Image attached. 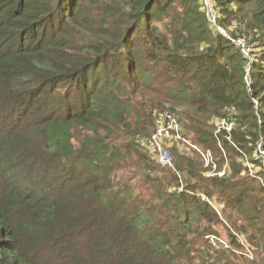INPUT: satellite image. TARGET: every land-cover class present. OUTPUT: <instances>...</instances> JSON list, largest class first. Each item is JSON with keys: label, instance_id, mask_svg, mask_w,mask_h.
<instances>
[{"label": "trees", "instance_id": "16d2710c", "mask_svg": "<svg viewBox=\"0 0 264 264\" xmlns=\"http://www.w3.org/2000/svg\"><path fill=\"white\" fill-rule=\"evenodd\" d=\"M210 1L0 0V264H264V0ZM166 111L226 176L151 160Z\"/></svg>", "mask_w": 264, "mask_h": 264}, {"label": "rangeland", "instance_id": "374dc122", "mask_svg": "<svg viewBox=\"0 0 264 264\" xmlns=\"http://www.w3.org/2000/svg\"><path fill=\"white\" fill-rule=\"evenodd\" d=\"M204 4H205V8H208L212 3L210 1L207 4L204 2ZM221 32L224 33V30H221ZM246 54H248V53H246ZM173 115H174V117L176 119H178V117L175 114H173ZM228 122H230L229 125H228L229 127H230V125H233L232 129L229 128L226 124H224L222 119L221 120L218 119L216 121V127H215V130H214V134H215V136H218L219 138L222 135H226L227 134V138H229L228 139L229 143L231 145H233V147H236L237 145H236L233 137H231V135H229L236 128L235 121L232 120V121H228ZM153 127H154V124L152 126V130H153ZM180 132H181V129H180ZM147 138L148 137H145V138L142 139L144 146H145V142H146ZM219 138H218V140H219ZM218 146H219L222 154L225 157L224 158L225 162H224V164H223V166L221 168H219V163H217V160L215 159L214 152L212 150L205 149V148H203L201 146H197L191 140L189 141L188 139L184 138L183 136H182V139L178 140L177 142L174 143L173 146H171L173 148V149L171 148L172 149L171 151L175 152L174 150H176L179 153H183V154L186 153V154L189 155L190 152L196 150L197 153H199L201 159L204 161V166L207 167V170H206V172H204V175L208 176V177L218 176V177L221 178V177H224V176L227 175L226 173L229 171V168H230L229 165H231V163H230V160L227 158V155H228V153H227L228 151L227 150L228 149L223 146L222 139L219 140ZM254 154H255V151L252 153V156ZM149 156H150L151 160L155 163V161L153 160L154 157H152L150 154H149ZM173 157H174V155H173ZM174 160H175V157H174ZM247 161H251V159L245 158V162H247ZM243 162H244V158H243ZM254 166H255V169L253 168L252 171L248 169V173L251 176H253L257 172L261 171V168L257 164H255ZM173 167H171V168H173ZM233 214L238 218V221H237L238 224L244 223V222H242V220H244L243 217H238L237 213H233ZM219 224H216V226H215V228L219 231V234H217L218 236L210 237V240L215 244L214 246H221V245L226 246L228 244V239L226 238L227 237L226 236V227L223 226V225H219ZM240 234L241 235H239V237H240L241 243L243 245H245V247L247 249V251H246L247 256L251 260V259H253V257H255L254 250L247 243L245 235L243 233H240ZM236 255L239 256L240 254L236 253Z\"/></svg>", "mask_w": 264, "mask_h": 264}, {"label": "built area", "instance_id": "2783aa9c", "mask_svg": "<svg viewBox=\"0 0 264 264\" xmlns=\"http://www.w3.org/2000/svg\"><path fill=\"white\" fill-rule=\"evenodd\" d=\"M203 1L206 4L210 2V0ZM208 13L211 20L214 21L216 14L212 10L211 5L208 7ZM222 121L227 126L230 123L226 118H222ZM232 127L233 125H230L229 128L232 129ZM180 129L181 126L178 119H176L174 115L168 111L163 112L156 117L153 130L145 142L149 154L156 159L160 166L164 168H171L174 166V157L171 152V146H173L178 140L182 139ZM253 156L255 158L254 162H245L249 170L252 171L253 168L255 169V164H257L262 170V168H264V146L262 141L257 144L255 154ZM259 172L253 176L258 177L264 184V175L261 173L259 174Z\"/></svg>", "mask_w": 264, "mask_h": 264}]
</instances>
